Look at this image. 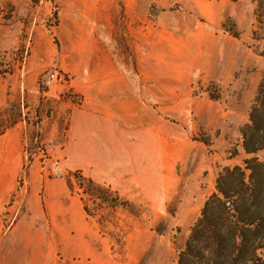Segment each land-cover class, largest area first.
<instances>
[{"label": "rangeland", "instance_id": "rangeland-1", "mask_svg": "<svg viewBox=\"0 0 264 264\" xmlns=\"http://www.w3.org/2000/svg\"><path fill=\"white\" fill-rule=\"evenodd\" d=\"M263 3L0 0V134L22 140L0 264H176L219 174L264 163L241 133L264 72ZM94 96L127 102L108 111L127 131L113 181L66 151Z\"/></svg>", "mask_w": 264, "mask_h": 264}, {"label": "trees", "instance_id": "trees-1", "mask_svg": "<svg viewBox=\"0 0 264 264\" xmlns=\"http://www.w3.org/2000/svg\"><path fill=\"white\" fill-rule=\"evenodd\" d=\"M259 23L263 27L254 34L264 41V23ZM249 121L241 133L245 153L253 154L264 149V72ZM176 264H264L263 162L245 160L243 168L219 174Z\"/></svg>", "mask_w": 264, "mask_h": 264}, {"label": "crops", "instance_id": "crops-1", "mask_svg": "<svg viewBox=\"0 0 264 264\" xmlns=\"http://www.w3.org/2000/svg\"><path fill=\"white\" fill-rule=\"evenodd\" d=\"M115 73L117 72H112L113 78H115ZM189 84L190 78L188 77V86ZM104 94H106L105 91H103ZM99 99L100 97L94 96L92 110L78 111L73 116L66 151L72 160H78L76 166L90 165L97 171L99 165L107 166L109 169L107 180L113 181L116 178L112 176L114 170L110 169L111 160L125 156L127 131L120 125L121 114H112L108 111L111 110V106L117 107L119 111H126L127 102L123 98H117L110 106ZM139 102L142 100L139 99ZM119 134L123 135L122 139ZM21 147L22 140L15 133L0 134V216L6 210L10 196L16 188L18 165L22 162ZM114 163L117 164L116 161ZM20 223L26 226V218L24 217ZM20 223L11 230V233L17 230ZM3 229L4 225L0 219V235ZM61 236L63 237L64 233L61 232Z\"/></svg>", "mask_w": 264, "mask_h": 264}, {"label": "built area", "instance_id": "built-area-1", "mask_svg": "<svg viewBox=\"0 0 264 264\" xmlns=\"http://www.w3.org/2000/svg\"><path fill=\"white\" fill-rule=\"evenodd\" d=\"M58 78L54 74H48L46 75L45 79L43 80L44 86H50L52 82L56 81Z\"/></svg>", "mask_w": 264, "mask_h": 264}]
</instances>
